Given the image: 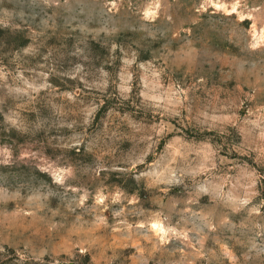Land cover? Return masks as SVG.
Returning <instances> with one entry per match:
<instances>
[{
	"label": "rangeland",
	"instance_id": "1",
	"mask_svg": "<svg viewBox=\"0 0 264 264\" xmlns=\"http://www.w3.org/2000/svg\"><path fill=\"white\" fill-rule=\"evenodd\" d=\"M0 264H264V0H0Z\"/></svg>",
	"mask_w": 264,
	"mask_h": 264
}]
</instances>
